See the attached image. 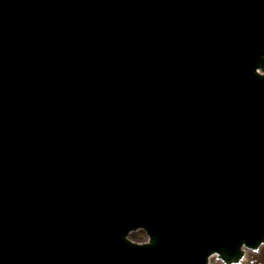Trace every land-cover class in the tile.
<instances>
[{
    "label": "water",
    "instance_id": "95a60500",
    "mask_svg": "<svg viewBox=\"0 0 264 264\" xmlns=\"http://www.w3.org/2000/svg\"><path fill=\"white\" fill-rule=\"evenodd\" d=\"M262 243L264 0H0V264Z\"/></svg>",
    "mask_w": 264,
    "mask_h": 264
},
{
    "label": "rangeland",
    "instance_id": "374dc122",
    "mask_svg": "<svg viewBox=\"0 0 264 264\" xmlns=\"http://www.w3.org/2000/svg\"><path fill=\"white\" fill-rule=\"evenodd\" d=\"M129 236L131 239H134L136 241H141V240L146 239L145 232L142 229L131 231ZM249 256H250V253L248 252L246 257H249ZM255 258L258 259V261H264V248L260 249V251L256 254ZM212 263L217 264V261L215 262V260H214ZM260 264H262V263H260Z\"/></svg>",
    "mask_w": 264,
    "mask_h": 264
},
{
    "label": "flooded vegetation",
    "instance_id": "af4514ba",
    "mask_svg": "<svg viewBox=\"0 0 264 264\" xmlns=\"http://www.w3.org/2000/svg\"><path fill=\"white\" fill-rule=\"evenodd\" d=\"M262 248H264V247H262ZM259 251H260V249H259ZM259 251H257V252H253V251H251L250 252V261H249V263L250 264H256V263H264V261H257L256 259H254V257L256 256V254L259 252Z\"/></svg>",
    "mask_w": 264,
    "mask_h": 264
},
{
    "label": "bare ground",
    "instance_id": "6f19581e",
    "mask_svg": "<svg viewBox=\"0 0 264 264\" xmlns=\"http://www.w3.org/2000/svg\"><path fill=\"white\" fill-rule=\"evenodd\" d=\"M130 234V233H129Z\"/></svg>",
    "mask_w": 264,
    "mask_h": 264
}]
</instances>
